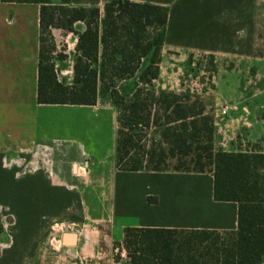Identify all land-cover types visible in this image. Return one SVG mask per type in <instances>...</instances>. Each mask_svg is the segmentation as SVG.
I'll return each mask as SVG.
<instances>
[{"label": "crops", "instance_id": "crops-1", "mask_svg": "<svg viewBox=\"0 0 264 264\" xmlns=\"http://www.w3.org/2000/svg\"><path fill=\"white\" fill-rule=\"evenodd\" d=\"M131 1L169 7L158 80L178 73L191 57L213 56L211 103L229 107L218 131L246 130L251 145L224 150L260 146L264 0ZM70 5L103 8L104 0ZM40 8L0 0V264H45L49 236L60 222L81 228L75 246L61 240L74 264H119L115 242L122 243L128 226L237 230L238 203L214 199L211 174L117 170L113 108L37 101Z\"/></svg>", "mask_w": 264, "mask_h": 264}, {"label": "trees", "instance_id": "trees-1", "mask_svg": "<svg viewBox=\"0 0 264 264\" xmlns=\"http://www.w3.org/2000/svg\"><path fill=\"white\" fill-rule=\"evenodd\" d=\"M2 1L41 4L39 103L96 105L100 96L110 98L117 111V170L208 173L214 199L238 203L237 230L224 234L126 227L122 243L115 242L126 252L124 264H264V149H217L214 114L203 97L156 86L169 7L131 0H104L103 8L72 6L71 0ZM77 23L84 28L77 30ZM56 28L77 36L71 84L58 79L45 54L44 35ZM209 63L212 74L213 56Z\"/></svg>", "mask_w": 264, "mask_h": 264}, {"label": "rangeland", "instance_id": "rangeland-1", "mask_svg": "<svg viewBox=\"0 0 264 264\" xmlns=\"http://www.w3.org/2000/svg\"><path fill=\"white\" fill-rule=\"evenodd\" d=\"M75 28L80 31L84 28V25L82 23H77ZM44 36L48 38L44 45L45 54L49 57V62L54 64L58 79L64 83L71 84L73 81V64L77 55L76 34L64 29L56 28L53 29L51 35L47 34ZM209 60V56H194L192 57V61L190 63H186V65L181 66L182 68L178 73H165L164 77L156 81L155 84H158V86L159 84H169V86L174 85L176 88L180 87L178 92L191 90L193 93L201 95L206 104L209 102V104L212 105L213 103H211L212 101L210 94L212 92L213 83L211 82L212 74L209 71L211 69ZM132 84L133 82L131 80L127 81L125 85L127 86L128 90H130ZM197 88L202 89L203 91L199 93L196 90ZM97 104L102 107L113 108L116 111L115 106L108 96H100ZM225 107L228 106L225 105L223 108ZM217 108H215L213 105L208 108V110L214 114V120L216 118L215 115L223 109L220 105H218ZM262 112L264 114V111ZM216 128L215 147L217 149L224 150L230 147H234L235 149H244L251 146L247 139L248 131L242 130L241 135H231L229 133L223 134L222 132L218 131V126H216ZM148 138L149 137L147 135L143 142L148 143ZM240 138H242L243 141H241ZM255 146L256 145H254V147ZM259 147V149H264V140ZM83 172L84 170L81 169V173ZM55 225V229L52 230L53 233L49 236V249L47 250V256H49V258L45 264H74L75 257L67 247H63L61 237L64 232H76L77 230H81V228L80 226L71 224L69 222H60L59 224ZM82 233L81 242L86 240V233L84 230ZM121 252L122 246L118 248L116 254H118L120 258H123L119 264H124L126 252L124 256L121 255Z\"/></svg>", "mask_w": 264, "mask_h": 264}, {"label": "water", "instance_id": "water-1", "mask_svg": "<svg viewBox=\"0 0 264 264\" xmlns=\"http://www.w3.org/2000/svg\"><path fill=\"white\" fill-rule=\"evenodd\" d=\"M62 242L66 246H75L78 243L77 233L65 232L62 236Z\"/></svg>", "mask_w": 264, "mask_h": 264}, {"label": "built area", "instance_id": "built-area-1", "mask_svg": "<svg viewBox=\"0 0 264 264\" xmlns=\"http://www.w3.org/2000/svg\"><path fill=\"white\" fill-rule=\"evenodd\" d=\"M199 93L201 91H203L202 89H196ZM229 108L225 107L222 110H220L216 115H215V125L218 126L219 129H221V125H222V119L224 118V116H226L228 114Z\"/></svg>", "mask_w": 264, "mask_h": 264}]
</instances>
